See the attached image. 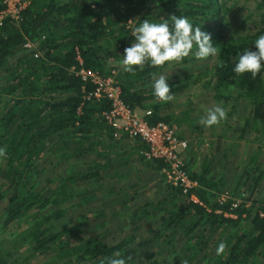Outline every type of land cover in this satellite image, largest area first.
<instances>
[{"label":"trees","instance_id":"1","mask_svg":"<svg viewBox=\"0 0 264 264\" xmlns=\"http://www.w3.org/2000/svg\"><path fill=\"white\" fill-rule=\"evenodd\" d=\"M93 5L98 6L99 10ZM258 5L264 7V0H258ZM5 6L4 1L0 0V10ZM226 12L223 0H30L22 10L20 19L6 16L0 24V68L6 72L4 82L0 79V83H4L0 91L12 96L9 95L0 105V147H5L7 151V157L0 158V173L11 180L8 218L14 219L34 207L40 209L43 206L39 203L42 198V202L48 198L61 203L63 199L75 196L70 188L69 192L59 190L55 197L50 192L46 198L43 195L45 190L37 189L35 183L31 187L27 186L30 180L26 179L27 174L32 173L38 157L48 144L51 146L52 141H64L68 145L74 142L82 144L86 140L90 141V134L104 130L113 132L101 115L109 106L108 100L85 96L94 84L90 80L84 81L77 73L81 66L80 58L85 67L104 74L113 73L114 67L110 63L122 57L119 49L130 47L135 42L132 30L144 19L162 22L171 15L186 16L194 26L199 25L202 31L209 33L213 45L220 50L214 63L212 82L216 95L229 98L231 87H237L239 95L247 98L252 105V118L249 120H254L257 126L264 125V71L256 78H252L250 73L237 76L233 71L239 53L247 48L257 50L254 42L259 35L264 34V19L260 26L249 33L226 35ZM114 13L117 15L114 16ZM129 17L134 21L132 26L128 24ZM42 35H45L43 39ZM39 38V48L43 50L41 55H28L23 51L16 62L11 61L15 53L25 48L27 40ZM193 58H186L182 63L186 64ZM221 61L224 67L218 66ZM162 70L146 66L142 71L137 68L133 75L119 68L115 74L122 86L125 101L135 108H152V121L171 120L169 114L161 111V102L154 96L152 87V73ZM83 84L86 89H83ZM168 84L174 92L184 88L187 83L180 81ZM69 149L64 153L66 156L79 152L72 144ZM2 160L7 166L3 165ZM186 160L190 174L199 179L200 185L194 192L200 200L191 198L184 207L175 203L166 209L159 225L152 227L155 232L146 240H154L160 234L172 236L177 233L176 240H179L181 247H193L191 257L206 249L211 240L215 246L226 242V253L217 256L215 250L208 257L211 261L204 264H263L264 215H261V211H264V200L260 202L254 199L250 205L242 200L235 208L231 207V198L223 203L213 201V196L223 189V178L214 180L208 175L211 163L206 164L204 171L196 172L193 161ZM147 161H153L156 167L161 168L160 159ZM96 175H100L98 168L81 177L90 179ZM262 176L263 172L253 177L250 195H246V199L252 196ZM77 178L76 174H71L65 177V184ZM167 187L169 193L157 202L154 211L145 203L146 215H156L158 210L165 207L169 196L190 197L179 187L169 183ZM244 190L233 191L242 195ZM5 195L0 192V199ZM256 202L259 204L254 207ZM232 211L237 214L236 217L226 213ZM66 212L65 207H57L43 213L42 217L34 215L36 220L17 235L15 242L28 238L32 253L57 246L59 257L69 256L60 264H100L102 260L107 264L106 258H116L117 252L121 253L119 258H124L126 263L129 256L132 257L131 261L136 259L138 247L133 244L134 235L128 234L114 242L96 234L83 239L79 237L82 229L75 228L72 219H63ZM58 220L63 222L62 226H57L55 221ZM172 240L171 237L169 241ZM174 250L177 251L176 248ZM170 253L165 255L169 256ZM154 255V251H151L147 257ZM166 256L164 258H169ZM0 264H8L1 244ZM149 264H159V259L154 256Z\"/></svg>","mask_w":264,"mask_h":264},{"label":"rangeland","instance_id":"2","mask_svg":"<svg viewBox=\"0 0 264 264\" xmlns=\"http://www.w3.org/2000/svg\"><path fill=\"white\" fill-rule=\"evenodd\" d=\"M223 1L227 7L228 24L224 30L226 35L237 36L249 33L262 24L264 7L258 5V0ZM93 6L99 10L98 6ZM128 24L131 26L134 24L131 17L128 19ZM44 37L45 35H42V39ZM40 41L41 38L33 40L32 47L25 46L11 57V61L16 62L23 51L29 55L38 50L41 55L43 50L39 48ZM124 49L118 50L122 52V56ZM122 59L123 57H120L110 61L114 67L112 68L114 74L119 72ZM215 62L216 57H209L207 60L193 58L185 62L186 64L167 65L157 73L168 76V83L180 81L187 83L184 88L172 92L175 96L174 101L161 102V111L169 114L170 121L177 123L182 134L189 139L186 157L193 161L192 165L196 172L204 171L206 164L211 163L208 175L214 180L223 178V189L213 196V201H218L221 193L226 191L232 196L239 195L238 192L233 191L237 189H245V195H250L253 177L263 172L260 184L252 196L248 199L245 196L249 205L254 199L262 202L264 200V125L257 126L254 120H249L252 118V105L247 98L239 95L237 87H231L229 98H220L216 95L212 83ZM5 75L6 72L1 67L2 82L5 80ZM2 82L0 86L4 85ZM9 95L12 96L10 93L0 91V105ZM216 105L227 110V119L219 126L204 127L199 123L200 118L206 114L208 108ZM90 136V141L86 140L82 144L69 143L79 151L71 156L64 154L70 150L68 143L52 141L51 146L48 144L38 157L35 168L31 170L32 173L27 174L26 179L30 178L27 186L31 187L32 183H35L37 189L45 190L43 195L46 198L50 192L55 197L59 190L69 192L72 188L71 192L75 196L63 199L61 203L48 198L42 202L44 199L42 198L39 201L41 206L43 205L40 209L34 207L28 213L24 212L25 214L9 219L7 211L11 180L0 173V185H2L0 192L6 193L0 199V244L8 258V264H60L69 258L68 255L59 257L57 246L47 251L37 250L32 253L28 238L22 242H15L17 235L30 226L36 220L35 217H42L43 213L57 207L67 209L63 219H72L75 228L77 226L82 229L83 232L79 237L83 239L96 234L109 242H114L128 234L134 235L132 241L138 247L137 256L134 261L129 260L126 264H149L154 256L159 259V264H182V260H186L187 264H204L211 261L208 257L212 256L217 248L212 240L206 249L196 252L192 257L193 247H181L179 240H176L177 233L172 236L160 234L155 236L154 240H146L155 232L152 227L155 224L159 225L160 217L166 209L171 208L175 203L184 207L192 197L169 196L165 207L158 210L156 215H146L145 203L151 211H154L157 202L169 193L161 170L156 167L155 162L147 161L142 157L139 153L140 143L135 139L117 137L111 130ZM1 162L7 166L5 161ZM97 168H102L100 175L90 179L81 177L82 174ZM71 174H76L78 178L66 185L65 177ZM196 196L199 198L198 195ZM258 204L259 202H256L254 207ZM233 213L236 217L237 214ZM55 222L57 226L63 224L61 220ZM160 227L163 228L161 225ZM171 237L172 242L169 241ZM175 248L177 251L174 250ZM151 251H154L155 255L147 257ZM171 251L175 252L170 253ZM167 253L170 255L166 256ZM262 263L264 264V261Z\"/></svg>","mask_w":264,"mask_h":264},{"label":"clouds","instance_id":"3","mask_svg":"<svg viewBox=\"0 0 264 264\" xmlns=\"http://www.w3.org/2000/svg\"><path fill=\"white\" fill-rule=\"evenodd\" d=\"M134 43L124 49L120 67L124 72L135 75L136 69L144 70L146 66L165 68L166 65H179L186 58L194 56L196 60H207L209 57H218L220 50L213 45L209 33L202 31L201 26H194L186 16L171 15L162 22H150L144 19L132 30ZM256 51L245 49L237 55L233 71L235 75L242 76L250 73L252 78L264 71V34L255 40ZM224 67L221 61L218 65ZM168 76L152 73V87L154 96L163 103L174 101L175 96L167 82ZM227 119V110L219 105L206 110L199 123L204 127L219 126ZM5 147H0V158H6ZM71 226V225H70ZM86 238V237H85ZM227 250V243L220 242L216 248V255L223 256ZM116 258H106L107 264H126L121 253L115 254ZM131 260L132 257H127ZM100 264H105L101 261ZM182 264H187L182 260Z\"/></svg>","mask_w":264,"mask_h":264},{"label":"built area","instance_id":"4","mask_svg":"<svg viewBox=\"0 0 264 264\" xmlns=\"http://www.w3.org/2000/svg\"><path fill=\"white\" fill-rule=\"evenodd\" d=\"M6 6L0 10V24L6 16L20 19L22 10L29 4L28 0H3ZM33 40H27L25 46L32 47ZM39 55V51L34 53ZM77 70L84 81L90 80L93 87L86 92L87 98H106L108 108L101 112L108 124L112 127L113 134L117 137H129L139 139V153L147 160L160 159L162 161L161 172L167 183L179 187L183 193L190 194L193 199L199 200L194 190L200 185L199 179L190 174L186 151L189 147V139L182 134L177 123L159 119L152 121V108H135L127 103L123 97L122 86L114 73L104 74L93 68L83 65ZM83 89H86L83 84ZM245 191L242 195L232 196L228 191L221 193L218 201L223 203L232 199L231 207H237L245 200ZM220 210V209H219ZM227 214L234 215L232 212ZM264 215V211H261Z\"/></svg>","mask_w":264,"mask_h":264},{"label":"crops","instance_id":"5","mask_svg":"<svg viewBox=\"0 0 264 264\" xmlns=\"http://www.w3.org/2000/svg\"><path fill=\"white\" fill-rule=\"evenodd\" d=\"M135 141L139 142V140H136V139H135ZM101 171H102V168L100 169V173H101ZM115 174H117V173H115ZM108 177H110V175H108ZM129 178L131 179V177H128V179Z\"/></svg>","mask_w":264,"mask_h":264}]
</instances>
